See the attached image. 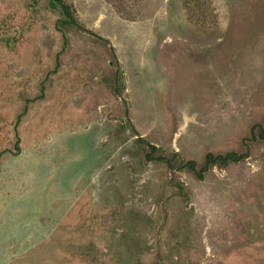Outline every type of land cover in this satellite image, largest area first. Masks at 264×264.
Returning a JSON list of instances; mask_svg holds the SVG:
<instances>
[{"label":"rangeland","instance_id":"374dc122","mask_svg":"<svg viewBox=\"0 0 264 264\" xmlns=\"http://www.w3.org/2000/svg\"><path fill=\"white\" fill-rule=\"evenodd\" d=\"M49 2L0 0V264H264V0Z\"/></svg>","mask_w":264,"mask_h":264},{"label":"trees","instance_id":"16d2710c","mask_svg":"<svg viewBox=\"0 0 264 264\" xmlns=\"http://www.w3.org/2000/svg\"><path fill=\"white\" fill-rule=\"evenodd\" d=\"M49 6L52 9L59 8L62 11V14L65 17V23L68 25L78 26L75 20L74 11L72 6L67 4L65 0H50ZM258 130V131H255ZM141 142L148 148V152L144 155L146 162L158 161L164 163L170 172L188 170L192 172L199 180L203 179L205 173L213 167H227L231 164L239 163L248 158V144H245L246 151L244 153L238 152H228L223 155H212L208 153L205 156L203 165L198 168L197 164L192 161H184L183 158L177 153L174 152L170 156L159 154L156 155L158 148L154 145L146 142L143 139H140ZM249 143H254L256 141H264V119L262 125H255L250 132V136L246 139Z\"/></svg>","mask_w":264,"mask_h":264}]
</instances>
